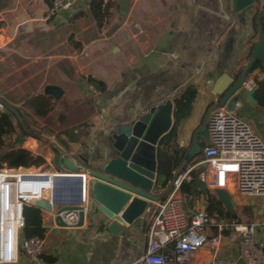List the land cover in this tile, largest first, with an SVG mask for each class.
I'll return each instance as SVG.
<instances>
[{
	"label": "crops",
	"instance_id": "crops-1",
	"mask_svg": "<svg viewBox=\"0 0 264 264\" xmlns=\"http://www.w3.org/2000/svg\"><path fill=\"white\" fill-rule=\"evenodd\" d=\"M50 1L0 0L1 80L9 76L6 74L11 67L9 60L13 62L15 76L18 72L21 75L26 67L17 68L18 58L11 57L8 51L18 54L19 41L28 35L30 37L26 41L33 48L45 44L43 49L37 48L35 60L61 58L70 60L77 67L78 91L90 100L88 107L81 99H72L71 105L64 103L62 99L73 93L72 87L54 83L50 77H55L56 70L47 67L45 81L40 88L49 86L47 93L42 94L50 96L51 105L57 104L61 109L53 117V112H50L43 118L51 117V124L40 125L34 116L36 121L33 125L26 120L23 122L27 131L21 125L6 138L15 148L43 157L45 164L39 167L45 173L85 174L82 168L77 172L63 168L61 161L64 157L88 167L116 157L113 135L121 127L149 113L151 108L172 99L174 112L170 131L174 130V148L178 149L179 158L177 163L166 169L171 168L168 183L165 175L158 174V147L147 146V165L153 168V162H157L158 186L155 193L166 195L172 188V179L189 158L193 155L192 162L200 159L201 152L194 156L198 145L201 151L206 146L204 127L212 108L221 101L220 96L214 95L215 86L230 88L245 71L246 80L254 82L256 92L259 86H264V64L252 60L253 50L260 42L264 0H257L251 8L239 13L234 11V0H166L164 3L162 0H109L104 8L112 4L105 9L102 22L95 20L89 12L90 0H77L70 11L45 21ZM257 11L261 14L255 22ZM80 13H84L83 16L76 18L75 15ZM114 13L119 17V23L113 21ZM136 27L161 28L163 31L149 48L146 45L153 37L146 33L145 47L142 52L137 48L138 53L133 49L139 42ZM59 30L65 39L54 46V34ZM65 44H72L70 50L74 52L65 51ZM254 64L257 67L250 72ZM57 89L61 92L59 98L52 95ZM189 91H195V98L181 105L179 117L176 101ZM38 94L31 95L26 101ZM235 97L242 104L236 115L240 109L246 108L251 115L264 121V108L258 113L255 106L259 105L249 103L243 93L238 92ZM255 133L264 143V138ZM3 167L7 168L6 165ZM35 168L38 167L29 169ZM203 170L204 166L198 167L194 172L196 180L186 183L192 186V193L181 192L189 216L205 212L208 196L215 197V192L208 189L207 193L194 190ZM86 177L91 180L88 174ZM73 185L60 183L64 198L73 196ZM45 197L48 199L50 193L47 192ZM233 198L235 196L232 195ZM155 204L152 202L145 215L132 225L105 214L88 193L82 226L57 225L55 213L60 206L54 205L52 212L41 209L43 236L40 237L45 240L42 258L48 264H135L146 251V232ZM198 252L194 263L203 264L204 259L196 257ZM20 264L34 263L23 254Z\"/></svg>",
	"mask_w": 264,
	"mask_h": 264
},
{
	"label": "built area",
	"instance_id": "built-area-1",
	"mask_svg": "<svg viewBox=\"0 0 264 264\" xmlns=\"http://www.w3.org/2000/svg\"><path fill=\"white\" fill-rule=\"evenodd\" d=\"M76 3L77 0H51L45 21L70 11ZM243 89H255L254 82L245 80ZM241 106L238 100L233 111L227 106H215L210 113L207 121L209 145L202 149L199 160H190L175 175L170 192L153 206L146 232L147 248L135 264H195L196 253L204 247H211L214 252L208 264H240V261L243 264H264V143L250 124L236 115V110ZM3 109L4 106L0 104V110ZM24 129L27 131L26 125ZM200 166H204V170L199 173L198 179L208 190H225L231 197L260 198L263 221L234 223L222 217L209 216L206 212L189 216L181 188L185 183L196 180L194 172ZM28 169H0V264H20L23 254L34 264H48L42 258L44 238H23L24 208L40 199L51 201L54 188L49 187L39 193L31 188L40 185L46 178L50 186V180L60 175L82 176L86 204L89 182L86 172L58 173L47 177L41 167L35 168L38 173L34 175L26 174ZM46 191L50 193L48 199L45 197ZM62 219L69 227L76 226L79 213L64 212ZM226 232L239 236L238 259L219 255ZM182 259H186V262H178Z\"/></svg>",
	"mask_w": 264,
	"mask_h": 264
},
{
	"label": "water",
	"instance_id": "water-1",
	"mask_svg": "<svg viewBox=\"0 0 264 264\" xmlns=\"http://www.w3.org/2000/svg\"><path fill=\"white\" fill-rule=\"evenodd\" d=\"M255 2L256 0H234V11L236 13L242 12L251 8ZM252 60H258L264 64V33L262 26L260 27V42L253 50ZM246 74L247 71L243 72L239 80L230 88L222 89L219 85L215 86L214 95L221 97L220 104L216 106H227L229 110H235V101H238L235 95L238 92L243 93L249 103L258 104L254 98L256 90L245 91L243 89ZM52 95L59 98L61 92L57 89ZM0 104L14 113L25 128L23 120L15 107L4 99H0ZM214 108H212V111ZM173 112V100L168 99L164 104L151 108L146 115L131 121L127 126L121 127L113 135V148L117 151V155L105 163L88 167L81 162L64 157L61 161L62 167L70 172H77L80 168L84 169L91 177L87 185L88 195L93 201L100 204L99 209L117 221L132 225L145 215L152 202L161 201L165 196V194L155 193L158 186L157 162H153L155 164L153 168L147 165L149 160L147 146L158 147L160 140L170 132L173 125ZM204 133L206 135V145H209L207 122ZM200 152L201 146L198 145V150L194 156ZM55 180L56 184L51 201L40 199L35 201L34 206L52 212L54 205H59L60 208L55 213V222L61 227H69L63 221L62 213L77 211L79 222L76 226H82L85 218L84 177L60 175ZM62 182L74 184L72 189L74 194L69 199L61 195L60 183ZM47 184L49 185V183ZM197 189L207 193L206 185L200 181L194 187V190ZM215 194L224 209L230 215L235 216L236 210L231 195L221 189L215 190Z\"/></svg>",
	"mask_w": 264,
	"mask_h": 264
},
{
	"label": "rangeland",
	"instance_id": "rangeland-1",
	"mask_svg": "<svg viewBox=\"0 0 264 264\" xmlns=\"http://www.w3.org/2000/svg\"><path fill=\"white\" fill-rule=\"evenodd\" d=\"M166 0H162L161 3H164ZM164 7V6H163ZM164 15L166 13H163ZM113 21L119 23V17H117V14H113ZM135 31L139 34L138 36V45H134V50L136 52L140 51L142 52L143 48L145 47L144 45V37L146 33L150 34L153 38L150 39L149 43L146 45V48L149 46H152L154 38L160 34L163 29L161 28H148L145 29L144 27L141 28H135ZM27 37H30L28 35H24V37L19 41V46L17 47L18 54H16L13 51H8V53L12 54V56L17 57V63L18 67L20 68L22 66H26L23 71H21V75L18 72V76H15V68L13 67V62L9 60V63H11V67L7 69L6 74L7 78L1 80L0 76V99L4 100H9L12 105L16 106L21 113L23 114V117L30 125H33V121H36V118L40 121V125H49L52 123V118H47L46 120H43V118L37 117L33 111H31L29 108L26 106V99L30 97L33 94H36L39 92V94H46L48 91L49 86H44L40 88V85L45 81V74L47 72V67L51 66L52 69L56 70L54 72L55 77H50L56 84H68L69 86L72 87L73 93L69 96L63 97L62 101L69 105L72 101L74 100H80L88 107L90 106V100L89 98H84L83 94L78 91L79 88L76 84L78 77L76 74V66H73L70 60H63L61 58H55L53 60H47V59H39L35 60V57H37L38 50L43 47H45V44H40L37 48H33L29 43L26 41ZM54 39H55V45L58 44L59 41H63L64 38V33L62 30L57 31L54 34ZM72 45V44H71ZM70 45V46H71ZM70 46L65 44V51L68 50V52L73 53V50H70ZM136 48V49H135ZM138 48V51H137ZM139 53V52H138ZM67 54V53H66ZM5 77V75H3ZM33 76V77H32ZM67 82V83H64ZM3 97V98H2ZM59 100V99H58ZM71 105V104H70ZM257 109L258 113H261L263 108L261 106H255ZM61 109V107H57V104L51 105V112L52 117L58 113V111ZM5 110V108L3 109ZM36 118H35V117ZM238 117L245 119L250 126L255 130L257 133L261 135V137L264 138V121L261 120V118H256L254 115H251L248 110L245 109H240L237 114ZM253 119L251 121H248L250 118ZM254 131V132H255ZM2 152L0 151V154ZM216 199L217 195L214 193L213 194ZM214 197V198H215ZM213 198V199H214ZM233 203L234 207L236 210V214L239 213V217L242 220V223H249L248 217L241 215V209L243 207H250L253 212H254V219L252 222L255 220L263 221V216L262 214V200L260 198L256 197H249V196H235L233 198ZM205 208L204 211L207 213H210L212 210L210 200L208 199L207 202L204 204ZM59 205H57L58 207ZM227 212V211H226ZM215 214L217 217H222L227 221H232V219L224 214V215H218L216 212H212ZM259 236V235H258ZM239 236L236 233H231V232H226L224 236V241H223V246H222V251L219 253L221 256H231L235 259H238L239 257ZM201 251V252H200ZM198 254L197 258L204 259L203 264H208L211 261V258L214 255L213 249L211 247H204L201 249ZM194 262V260H193ZM240 264H243L242 261H240Z\"/></svg>",
	"mask_w": 264,
	"mask_h": 264
},
{
	"label": "trees",
	"instance_id": "trees-1",
	"mask_svg": "<svg viewBox=\"0 0 264 264\" xmlns=\"http://www.w3.org/2000/svg\"><path fill=\"white\" fill-rule=\"evenodd\" d=\"M109 0H90L89 2V12L93 15L94 19L98 22H102L104 19L105 9L110 8V3L106 8L105 2ZM257 1V0H256ZM84 13H80L75 15V17L83 16ZM261 13L257 11L254 21L256 22L257 18ZM261 26L264 33V17L261 18ZM256 65L250 69V72H253L256 69ZM195 98V91L187 92L183 97L177 99L176 108L177 115L180 117L182 114V107L184 106V102H190ZM255 99L259 106L264 108V86H259L255 95ZM27 108H29L33 113L40 118H46L51 112V97L38 94L31 98H29L26 102ZM183 105V106H181ZM17 109V108H16ZM19 116L25 122L23 114L20 110H18ZM21 128V123L19 119L14 115V113L5 109L4 111H0V169L3 166H7L9 169H17L20 167L30 168L32 166H42L45 164V160L43 157L39 155H35L32 152L22 149L15 148L10 141L6 138L17 131V127ZM174 130L170 131L167 135H165L159 142L158 145V174L165 175L167 177L166 183L171 179V168L170 170H166L173 163H177L179 152L178 149L174 148ZM28 147H31L30 145ZM30 174L36 173L35 171H30ZM181 192L184 194L192 193V186L190 184H184L181 188ZM212 210L208 213L210 216L215 215L212 212L218 213V215H228L232 222L234 223H242L241 218L239 217V213L235 216L230 215L224 209L222 203L216 199L210 198ZM241 215L247 216L249 223L254 219V212L250 207H243L241 209ZM24 218H25V228L23 231L24 239H30L34 236H43V218L41 209L35 207L34 205H27L24 208Z\"/></svg>",
	"mask_w": 264,
	"mask_h": 264
},
{
	"label": "bare ground",
	"instance_id": "bare-ground-1",
	"mask_svg": "<svg viewBox=\"0 0 264 264\" xmlns=\"http://www.w3.org/2000/svg\"><path fill=\"white\" fill-rule=\"evenodd\" d=\"M30 171H35L36 173H38V171L36 170V169H28V170H26L25 171V173L26 174H30L29 172ZM35 173V174H36ZM32 175H34V174H32ZM49 175H51L50 173H46V175L45 176H49ZM46 181H48V178H46ZM46 181H43V183H41L40 185H38V186H36L35 188H31L32 189V191H34V192H40L41 190L43 191V189H47V188H54L55 187V184H56V180H50V186L46 183ZM44 192V191H43ZM175 261H177V260H175ZM178 262H180V263H185L186 262V259H182V260H178Z\"/></svg>",
	"mask_w": 264,
	"mask_h": 264
}]
</instances>
